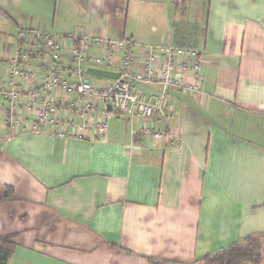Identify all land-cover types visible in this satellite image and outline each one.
<instances>
[{
    "label": "crops",
    "instance_id": "obj_1",
    "mask_svg": "<svg viewBox=\"0 0 264 264\" xmlns=\"http://www.w3.org/2000/svg\"><path fill=\"white\" fill-rule=\"evenodd\" d=\"M22 30L56 36L66 59L73 37L194 45L205 95L171 92L180 140L140 149L129 118L113 113L105 136L21 134L0 98L7 264H208L264 233V0H0V83L17 55L26 67L49 61Z\"/></svg>",
    "mask_w": 264,
    "mask_h": 264
},
{
    "label": "built area",
    "instance_id": "obj_2",
    "mask_svg": "<svg viewBox=\"0 0 264 264\" xmlns=\"http://www.w3.org/2000/svg\"><path fill=\"white\" fill-rule=\"evenodd\" d=\"M19 37L41 44L49 59L40 68L26 67L22 61L27 57L17 55L0 83V98L7 106L6 123L24 135L84 138L95 130L105 136L106 120L113 113L129 118L132 135L150 137L149 144L156 147L181 138L171 126L177 112L169 108L170 93L205 95L202 51L197 48L170 43L142 46L125 40L105 42L73 37L66 59L54 35L22 30ZM95 45L102 46L100 54L92 53ZM89 67L119 73L120 78L108 79L98 87L93 76L86 73ZM36 80L40 81L37 88L28 93L22 91L20 82ZM146 88L158 90L147 92ZM60 96L68 100L59 101ZM98 103L104 105L102 110Z\"/></svg>",
    "mask_w": 264,
    "mask_h": 264
},
{
    "label": "trees",
    "instance_id": "obj_3",
    "mask_svg": "<svg viewBox=\"0 0 264 264\" xmlns=\"http://www.w3.org/2000/svg\"><path fill=\"white\" fill-rule=\"evenodd\" d=\"M2 189L4 191V199L13 198L14 190L12 187L6 186ZM253 237L254 236H248L229 247L209 255L204 259V262L208 264H238L239 262L244 261L248 254L253 251ZM12 239L13 236H0V264H7V261L15 248V243ZM150 261L155 263V260L150 259Z\"/></svg>",
    "mask_w": 264,
    "mask_h": 264
},
{
    "label": "rangeland",
    "instance_id": "obj_4",
    "mask_svg": "<svg viewBox=\"0 0 264 264\" xmlns=\"http://www.w3.org/2000/svg\"><path fill=\"white\" fill-rule=\"evenodd\" d=\"M192 46L194 45L188 44L186 47L194 48ZM92 80L94 83L99 81L105 83L107 82L108 79L92 77ZM93 134L97 135L95 130H93ZM87 137H91V136H87ZM84 138H86V136ZM145 140H151V139L150 137L144 138L141 135L133 136V141L130 147L132 149L144 148L142 147V145L145 142ZM252 243H253V251L250 254H248L247 258L244 259V261H241L238 264H264V233L261 235L254 236L252 238ZM213 264H220V263H213Z\"/></svg>",
    "mask_w": 264,
    "mask_h": 264
},
{
    "label": "water",
    "instance_id": "obj_5",
    "mask_svg": "<svg viewBox=\"0 0 264 264\" xmlns=\"http://www.w3.org/2000/svg\"><path fill=\"white\" fill-rule=\"evenodd\" d=\"M86 73L93 77L109 80H117L120 78L119 73L103 69L87 68Z\"/></svg>",
    "mask_w": 264,
    "mask_h": 264
}]
</instances>
